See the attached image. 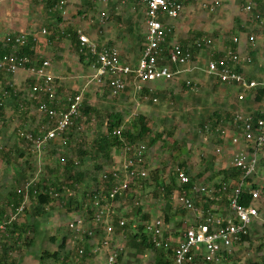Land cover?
<instances>
[{
	"label": "rangeland",
	"instance_id": "obj_1",
	"mask_svg": "<svg viewBox=\"0 0 264 264\" xmlns=\"http://www.w3.org/2000/svg\"><path fill=\"white\" fill-rule=\"evenodd\" d=\"M22 1L10 0L5 5L0 4V41L7 34H10L13 27L20 29L23 20L27 21L29 18L32 19L31 21H35L33 19L35 11L40 14V17L42 16L43 9L40 5L31 6L24 3L25 7L21 8L23 11L20 13L9 10L16 8L17 4ZM189 3L187 6L191 5ZM131 4H133V11L129 13L127 10L131 8ZM131 4L117 1V6L114 9V7L110 8L109 6L107 8L101 7L99 2H95L93 6L90 0H85L84 4L72 2L69 8L67 6L65 8V12L68 9L67 14H58L60 20L55 19L54 23L50 24L46 17H41L39 18L40 21L35 22L34 31L26 30L22 33L26 36L44 37L41 32L45 29L47 31L45 42L39 45L38 50L41 52L49 51V53L38 52V55L33 58L40 60V62L46 60L52 64V69L56 66L64 72L62 79L57 78L53 81L54 93L48 98L49 104L51 103L49 107L56 111H64L67 100L81 94L82 107L92 111L87 118L81 115L79 120L74 122L63 135L50 142L43 151L33 153L32 144L21 138L20 132L35 138L51 130L54 120H45L48 117L40 111V105L44 98L43 94L40 93V98L37 95L31 97L33 84L29 82L31 78H28L27 72L20 71L12 76L3 75L1 82L9 84L18 96L17 102L9 97L4 98V84H0V102L3 103V117L0 120V147L4 152L11 149L13 151L17 148L23 153V157L19 158V154H12L9 159L10 164H6V161L0 157V208L5 206L7 194L18 189L17 183H22L23 180L34 183L47 180L48 183H53L57 179L59 180L62 175L64 159H72L77 162L78 170H84L87 178L86 186L83 185L74 192L78 206L76 210L74 206L72 212L67 211L63 205L71 194L67 190H64V193L46 209V213L39 217L34 215L35 203L32 200L27 202L26 213L18 216L15 223L24 226L23 228H28L29 232L27 231V236H24L28 237L27 240L31 242V246L25 244V237H22L17 244H14V237H9L7 240H5L6 236L1 238L0 244L6 243L11 248L8 255L9 261H14L16 264H54L53 260H45L40 263L39 256L44 250L50 253L55 252L63 238L67 241L64 253L70 254L71 243L74 239L73 234L69 232L68 224L84 214L83 205L80 206L84 190L96 191L101 189L102 174L110 171L115 163L120 160L123 162V149L115 153V159L118 158L117 161L113 158L108 163L98 159L94 149L96 140L106 134V125L110 114L118 113L123 117L122 131L128 130L138 116L145 118L151 131L149 136L140 141L145 145L146 152L136 162L147 172V178L130 186L128 196L119 201L118 213L124 210L123 214H130L127 217L128 220L126 219L127 224L140 226L143 223V214H149L150 221L159 217L164 218L166 213L164 207L167 205L170 208H168L169 211L167 210L170 218L165 225H169L171 232L177 235L183 224L189 222L193 216L188 212L182 215L181 210L176 207L175 194L172 192L167 195L165 192L157 190L156 180L159 178V180L167 183L169 175L179 169V164H184L183 170H187L190 176H195L197 184L210 185L219 181V177L211 178V175H216L223 167L220 163L219 166L217 165L218 157L215 153L218 145L217 133L211 128V124L214 125L217 119L214 114L231 118L235 113L264 112V96L258 103L254 102L252 100L254 97L248 94L249 99L240 102L237 99L239 91L237 87L217 86L216 88L211 79L205 78L203 74L197 71L192 74L177 75L171 82L166 83L161 80L142 85L140 91L135 89L138 85L130 82L129 85H125V90L119 96L113 97L104 80L97 83L93 79L94 70L91 65H95V61L87 56L91 65L90 63L81 64L79 53L75 47L77 35H74L75 42L69 35L72 34V30L80 25L89 29L90 38L99 42V45H113L116 46L115 48H140L146 30L145 8L141 5L139 7L136 2L131 1ZM193 5L191 8L194 13L190 14L195 16L192 18L194 22L190 23L189 20L182 17L178 23L181 27H178L175 36L172 32L170 41L174 38L177 43L182 42V40L184 42L191 40L192 43L197 37L195 25L204 24L205 21L203 22L202 18L209 19L211 17L205 16L200 5ZM241 6V2L234 4V8L238 12L237 17L234 18L233 15H229L223 19L218 25L216 34L200 33V36L209 38L213 45L212 48L203 51L195 50L194 56L199 60L200 66H205L209 59H214L212 57L216 53L215 50L229 47L235 33H240L239 28H243L241 33H248L246 34L247 39L250 35L254 38L251 46L249 45L250 40L249 42L246 40L247 48H254L257 52L256 58L247 54L248 58L250 56L251 62L246 63V65L255 69H258V66L261 67V71L257 72L254 78L247 77L256 82L264 83V18L257 19L253 12L243 14L240 11ZM170 22L172 23V21ZM59 24L63 28L59 27ZM103 42L105 43L100 44ZM51 54L55 56L51 57ZM63 54L67 64H62V68H60L58 66L60 64L59 59L62 58ZM125 54L135 55L134 59L138 56L135 52L127 53L126 51ZM40 55L45 56V58H39ZM64 66L70 70L66 74ZM174 71L177 69L174 68ZM187 83L195 84L196 90L191 91L187 88ZM217 128L219 129L220 126ZM156 135H159L160 139L153 146H149V139ZM79 151L86 152L82 162L79 160ZM262 154L264 155V150ZM97 165L103 166V168L97 171L95 169ZM198 174L200 177H196ZM261 174L264 176L263 171ZM22 178L23 180H21ZM253 182L260 181L254 178ZM138 207L141 208V211L139 214H135L134 212ZM130 218L134 220H130ZM35 224H37L38 229L34 232L31 228ZM10 230L11 228H8L7 233ZM252 234L255 235H252L248 242L234 246L232 249L234 259L230 260L229 264H250L252 262L259 264L264 262L263 230L258 227L252 230ZM124 237L126 240V235ZM60 255L63 256L64 254ZM127 256L131 264H153L155 252L139 253L127 248ZM71 262L76 264L74 261ZM85 263L87 264L88 261Z\"/></svg>",
	"mask_w": 264,
	"mask_h": 264
},
{
	"label": "built area",
	"instance_id": "obj_2",
	"mask_svg": "<svg viewBox=\"0 0 264 264\" xmlns=\"http://www.w3.org/2000/svg\"><path fill=\"white\" fill-rule=\"evenodd\" d=\"M70 0H57V6L53 11L65 14V8ZM107 3L109 0H100ZM122 3L136 2L145 8V33L142 50L136 66L125 65L121 62L119 51L107 45H99L91 41L82 32H77L79 52L89 56L95 61L97 83L103 80L107 83L113 97L119 96L125 85L133 83L138 85L140 91L142 85L156 81L171 82L180 74L201 73L207 78L214 79L217 83L238 88V101H244L247 95H253L257 88L264 87L263 83L251 80L244 73L237 70V65L249 63L250 59H240L236 51L229 50L224 56L225 60L216 61L209 59L205 66L198 64V59L191 50L198 51L212 48L209 38L201 37L187 47L179 44H167L166 38L170 29L166 27V21L176 20L183 8L184 0H118ZM259 3L264 0H249L243 8L246 13H251ZM219 4L203 5V9L210 12ZM258 19V16H257ZM42 35H47L45 29ZM28 36L19 34L8 36L7 44L15 47L23 46ZM35 41V39H33ZM238 40L235 38L233 42ZM254 38L251 37V42ZM164 48H169L166 59L167 65H160L164 56ZM215 55V54H214ZM213 55V57H214ZM212 57V58H213ZM50 63L46 60L34 65L32 59L26 56H4L0 59V70L7 75H16L20 71L28 73V78L34 80L31 86V97H50L54 93V78L49 75ZM172 68L177 69L174 71ZM187 88L196 90V86L187 83ZM155 102V100H154ZM82 104L81 94L67 100L65 111H56L43 102L40 111L54 120L51 130L33 137L20 132V137L32 144L33 153L43 151L45 147L58 136L63 135L68 128L80 117L79 108ZM217 147L215 153L218 163L223 165L222 170L240 171V181L229 180V184L221 181L210 185L192 182V176L185 170L176 169L175 179L180 186H191L190 190L182 192L174 191L176 207L191 214L193 218L183 224L177 235L171 232L169 225L162 220L155 219L147 223L145 233L150 237L157 248H172V264H221L223 254L230 255L234 246L241 244L244 237L252 234V230L260 228L264 233V119L255 118L251 113H235L231 122L225 129L216 130ZM112 136L122 140V130L118 129ZM123 162H117L110 171L102 174L103 181H110V186L101 191H95L90 198L89 207L93 214L90 220L77 217L68 224L73 234L72 244L81 242L83 246L76 249L81 258L85 254L84 246L88 247L89 260H95L96 264H129L130 259L125 250V237L123 231L114 236L115 211L119 201L128 196L131 185L137 184L147 178V172L143 170L139 161L146 152L144 144L123 143ZM117 164V166H116ZM260 182H253V179ZM33 181H26L17 193L23 196L22 204L9 214L11 223L23 213L24 207L29 201L30 190L34 186ZM249 198L248 205L241 200ZM120 230L125 226V220L117 217ZM6 224H0V239L6 233ZM75 250V247L71 248Z\"/></svg>",
	"mask_w": 264,
	"mask_h": 264
},
{
	"label": "trees",
	"instance_id": "obj_3",
	"mask_svg": "<svg viewBox=\"0 0 264 264\" xmlns=\"http://www.w3.org/2000/svg\"><path fill=\"white\" fill-rule=\"evenodd\" d=\"M41 2L44 3V6L46 9H50L53 10L56 6H57V0H41ZM256 12L260 14V19L264 18V3H259L256 7ZM59 12L58 11H52V15L56 16L58 15ZM60 20V18H58ZM170 34L169 33L167 35L166 38V42L169 45L170 43ZM19 35V34H17ZM14 34H9L7 36L4 37V39L2 41H0V59H2L4 56H26L29 57L30 59H33L32 62L34 65H38L40 63V60H34V56L35 54V46H36V42L33 40V38L31 36H28L27 42L23 45V46H19V47H15L13 44H7L6 43V38L8 36H17ZM201 38V37H198ZM197 39V38H196ZM72 41L75 42L76 38L75 36H72ZM194 42V41H193ZM192 42V43H193ZM190 43V44H192ZM187 44L185 46L182 47H187ZM77 47V44H76ZM169 48H164V56L163 58L160 60V65H167V59H166V55L168 52ZM195 49L193 48L191 50L192 53H194ZM216 54V53H215ZM214 60L216 61H223L222 59L225 58L224 54L218 53L216 55H214ZM84 60V55L82 53H80V61ZM174 70V68H172ZM3 75H6L4 72H2L0 70V84H4V94L3 97H9L11 100H14L15 102H17V94L15 93V91L11 88V86H9V84H5V82H1ZM32 80V81H31ZM29 82L34 84V80L31 79ZM147 92V91H145ZM254 94L252 95V97H254L252 100H254V102H260L262 97L264 96V87H260L257 88L254 92ZM251 97V98H252ZM47 96H45L42 100L43 102L49 104ZM248 98V97H247ZM246 98V99H247ZM249 99V98H248ZM247 99V100H248ZM243 102V101H241ZM51 104V103H50ZM55 107V105H52ZM66 110V109H65ZM64 110V111H65ZM92 110H90L89 108L86 107H82V104L79 108V115H83L86 118L89 117L90 113ZM2 112H3V103L0 102V120H2ZM255 118L257 117H262L264 119V113H259V112H253L251 113ZM217 119L215 124H211V128L214 130H217L219 128V130L225 129L228 126V123L231 122V118H228L226 116L220 117L219 115L214 114ZM45 120H50L49 118H45ZM77 120H79V118H77ZM76 120V121H77ZM51 121V120H50ZM75 121V122H76ZM122 123H123V117L118 114V113H114V114H110L108 116V120H107V125H106V134L100 138H98V140H96L95 145H94V149L96 150L97 153V158L106 161V163L111 162L113 158L116 157L115 153H118L120 149H122L123 147V143H134V144H142V142L140 143V141H142L145 137L150 135V128L149 126L146 124V120L144 117L142 116H138L137 118H135V120L132 122V124L130 125V128L126 131H122V140H119L118 138L112 136V133L115 130L121 129L122 127ZM122 130V129H121ZM217 137V135H216ZM160 139L159 135L154 136L152 139H149V146H153L157 140ZM24 140V139H22ZM19 154V158L23 157V153L20 152V150H18L17 148H15L13 151L12 149L9 151L4 152L3 149L0 147V157L2 158V160L6 161V164H10V157L12 154ZM79 155V160L80 162H82V159L85 157L86 152H81L79 151L78 153ZM79 162V163H80ZM78 163L75 162L72 159H64V164L62 167V175L61 178L53 183H48L47 181H39L36 182L33 186V188L30 190L29 193V201L32 200L35 203V206L33 208L34 210V215L36 217L42 216L43 214L46 213V209L57 199L60 197V195L62 193H64V190L70 191L71 194H69L67 201L63 204L64 208L69 211L72 212L74 210V206H75V210L77 209L76 207L78 206L76 203V199L74 198V192L77 189H80L83 185L86 186V173L84 170H78L77 168ZM179 169L183 170L184 164H179ZM103 168V166L97 165L95 166V169L97 171H100ZM187 172V170H185ZM157 172V171H156ZM53 174H55V172H52ZM106 173V172H105ZM157 174V173H154ZM187 174L189 175V172H187ZM240 171L238 170H224V171H218L216 173V175H211V178L214 177H221V181L225 184H229V180H234L236 182L240 181ZM161 175V174H160ZM26 176V175H24ZM196 177H200L199 174ZM24 178V177H23ZM23 178L21 180H23ZM156 180V179H155ZM102 181V185H101V189H99V191H101L103 188H107L110 186V179L108 181ZM192 182L196 183L195 181V176H192ZM25 183V180H23L22 183H17L18 184V188H20L23 184ZM157 190H161L162 192H165V194H171L174 191H178V192H182L183 190H190L191 186H180L178 184V182L175 179V173H171L169 175V179L168 182L166 183L165 181H161L156 180V184H155ZM98 190H96L97 192ZM95 191H88V190H84L83 192V196H82V201L80 206L83 205V209H84V214L81 216L82 218H85L86 220H90L91 216L93 214L92 209L89 207V202H90V198L94 195ZM247 193L244 192V198L241 200L242 204L248 205L250 203L249 198L246 197ZM125 198V197H124ZM123 199V198H122ZM122 199H117V201H120ZM23 201V196L21 194L17 193V189L13 190L11 192H9L7 194V201L6 204L3 208H0V224H6V233L8 231V228H11L9 233H5L2 235L1 238L5 237V240H7L9 237H14L15 242L14 244H17L20 239L22 237H25L24 235L27 236V231L29 232L28 228H23L24 226H19L17 225L15 221L8 223L9 222V214L11 212H13L16 208H18ZM28 201V202H29ZM119 203V202H118ZM119 207V205H118ZM168 206L165 205L164 210H166V213L164 215V218H156L159 220H162L165 224H167L170 215H169V210H168ZM28 207H24L23 213H26L25 211H27ZM170 209V208H169ZM168 210V211H167ZM181 210V209H179ZM115 211V215H116V221L114 222V236L120 234V232L123 231V234L126 235V245H125V250L124 252L127 254V248L136 250L139 253H143L145 251H153L155 252V257H154V263L153 264H172V257H173V252H172V248L166 249L165 247H159L157 248L156 245L153 243L152 239L150 237L147 236V234L145 233V227L147 223H150V216L149 214H143L142 215V219H143V223L140 226H136L135 224H133L132 226H130V224H127V217L130 216V214H123L124 210L121 211V213H118V209L114 210ZM141 211V208L138 207L136 208V211L134 212L135 214H139ZM133 212V211H132ZM131 212V213H132ZM186 211L181 210V214L184 215ZM133 214V215H135ZM117 217L124 219L125 220V226L123 227L122 230H120V228L118 227V222H117ZM127 219V220H126ZM130 220H134L131 219ZM37 224H35L34 226H32L31 230H33L34 232L37 230ZM130 229V231H129ZM137 229V230H135ZM69 232H71L69 230ZM252 235L255 234H251L248 237H244L240 243H245L248 242L250 240V237ZM13 239V238H12ZM28 237H25V244L27 246H31V242H28ZM74 239V238H73ZM1 240V239H0ZM24 242V241H23ZM66 239L63 238L62 241L60 242L58 249L53 252H47L46 250L42 251L40 254V263H43L45 260H53L54 264H69L74 261L76 264H82L85 263L86 261L89 260L87 253H88V247L84 246L85 249V254L84 256H82L81 258L78 256V254L74 251H76V249H80L81 246H83V244L81 242H77V244H72L71 243V247H75V250L72 251L70 250V254H65L64 251L66 249ZM0 250H1V254H0V264H16L14 261H9V250H11L10 246H7L6 243L0 244ZM60 254H64L63 256H61ZM68 257V258H67ZM234 257L232 256V253L230 255L228 254H223L222 256V260L221 263L223 262L224 264H229V262H231L230 260H233ZM81 260V262H80ZM129 264H131L129 262ZM250 264H258L255 262H252ZM259 264H264L263 263H259Z\"/></svg>",
	"mask_w": 264,
	"mask_h": 264
},
{
	"label": "crops",
	"instance_id": "obj_4",
	"mask_svg": "<svg viewBox=\"0 0 264 264\" xmlns=\"http://www.w3.org/2000/svg\"><path fill=\"white\" fill-rule=\"evenodd\" d=\"M90 1L92 2L93 6L95 5V2H99L102 5L101 7L107 8L109 6L110 8H113L114 7V9H115V7L117 6V1L118 0L117 1L116 0H109L107 3H103L100 0H90ZM248 1L249 0H184V4L185 3H187V4H185L186 6L183 4V8H182V10L180 12L179 17L176 20H173L172 23L170 21H166L165 22V25H166V27H168L170 29V33H171L170 36L172 35V32L174 34L173 36H175L176 30L178 29V27H181L180 25H178V23L182 20V17H183V19L185 18V19L189 20L190 23H193L194 20L192 18H194L195 16L194 15H191L192 13H194V10L192 9L193 8L192 6H194L193 4L198 5V6L200 5L201 9L205 12V13L203 12L205 14V16H208V17L211 16L212 18L211 17L209 19L208 18H202L203 22L205 21L204 24H200V25L197 24V25H195L196 28H194V29L197 30V32L195 33L196 36H197L196 38H198V37H206V36H200V33H205L206 32V33H210L211 35L212 34H216L217 29H218V25L221 23V21L223 19H225L229 15H233L234 18L237 17L238 12L234 8V4L236 2H241L242 3V6H241V10L240 11L243 12V14H248V13H246L243 10V8L247 5V2ZM8 2H10V0H0V4L3 3V5H5V3H8ZM72 2L75 3V4H84L85 0H70V2L67 5V8L70 7V5L72 4ZM214 2H217L219 5L217 7H215L212 12H210L208 9H203V7H202L203 5H205V4H207V5H213ZM24 3H25V5H31V6L32 5H40V7L43 9V13L41 14L42 15L41 17H44V18L46 17V19L48 21H50V24L51 23H54V20L55 19L59 20L58 18H60L58 15H56V16L52 15V11L53 10L46 9L45 6H44V3L41 2V0H23L21 3H18L17 4V7L16 8L9 9V10H13V12L16 11V13H20V12L23 11V10L21 11V8H24L25 7L24 6ZM129 3L131 4V1H129ZM188 3L191 4V5L190 6H187ZM132 7H133V4H131V8H129L127 10V11H129V13H130V11H133V8ZM67 11H68V9H67ZM67 11L65 12V14L68 13ZM252 12L256 15V18L258 16V19H260V14L256 12V9H253ZM232 13H234V14H232ZM34 14H35V17H33V19L35 21H31L32 19H29V18H28L27 21L23 20V24L20 25L21 28L18 29L16 27H13V29L10 32V34L17 35V34H22L26 30H29V31L33 30V28H35V22L40 21L39 18H41L40 17V14L39 13H36V11L34 12ZM129 17L132 18V16H129ZM208 21H209V23H206ZM241 25L243 27V24H241ZM58 26L63 28V26L61 24H59ZM46 29H48V28H46ZM242 29L243 28H239V32L240 33H235L234 37L230 41V46L229 47L226 46L224 48L217 49L219 51L215 50L216 51V54H218V53L225 54L227 51L233 50V51H236L239 54L240 59L247 58V59H250V62H251L250 56L256 58V54H257V52H255L256 50H254V48L253 49L247 48V45H246L247 44V41L246 40H248V42L250 40V44L248 43L250 46H251V43L253 44L254 41L251 42V37H253V36L250 35L249 36V39H247L246 38V34H248V33H245V32L244 33H241L242 32L241 31ZM88 30H89L88 28L81 27L80 25H78L74 30H72V34L69 35V36L70 37H72L74 35L76 36V33L79 31V32H82V34L86 35L91 41L96 42V41H94V40H92L90 38V36L88 34ZM177 33H179V31H177ZM7 35H9V34H7ZM41 35H42V33H41ZM31 37L33 39H35V42L37 44L39 43L38 45L36 44V46H35V54L36 55H38V52L39 53L46 52L47 54L49 53V51H45L44 50V51L41 52V50H38L39 45H41L43 42H45V36L42 37V36L32 35ZM235 38L238 40L236 43L233 42V39H235ZM143 41H144V39H143ZM96 43L99 44V42H96ZM104 43L105 42L100 43V44H104ZM170 43L171 44H179V45L185 46L187 44H190L191 43V40H188V41L186 40V42H184V40H182V42L180 41L179 43H177V41H175V39L172 38V40L170 41ZM76 44H77V47H76ZM142 45H143V42L141 43L140 48H116L119 51V53H120L121 62L123 64H125V65L136 66V64L138 62V59H139V56H140V53H141V50H142ZM75 47H76V50L79 53V61H80V52H79V48H78V43L77 42L75 43ZM110 47H114L115 48L116 46H113L112 45ZM126 51H127V53H129V52H133L134 53L135 52L138 55L137 58L134 59L135 55H133V56L132 55H126L125 54ZM251 52H252V54H250ZM247 54L250 55L249 58L247 57L248 56ZM50 56L52 57V56H55V55L54 54H51ZM38 57L39 58H41V57L42 58H45V56H41V55L38 56ZM56 57H59V56H56ZM88 60H89V58L86 55H84V60L83 61H80V62L83 65V64H86V63H90V62H88ZM59 62H60V64H58V66L60 68H62L61 67L62 64H64V65L67 64V60L65 59L64 54L62 55V58L59 59ZM90 65H91V63H90ZM91 67L94 70V75H93V79H94V76L96 74V68L94 67V64H92ZM236 67H237V70L238 71L244 73L246 76H249L250 78H254L256 76V73L259 72V71H261V67L260 66H258V69H255V68L248 67L246 65V63L245 64L241 63L240 65H237ZM53 68L54 69H52V64L50 63V68L48 70L49 75L52 76L54 79H57V78L62 79L61 77H62V75H63L64 72L61 71L60 69L56 68V66L53 67ZM64 69H66L65 70V74L70 71L69 68L66 67V66H64ZM70 74H71V72H70ZM205 78H207V77L205 76ZM209 79H211L214 82V87L216 86V88H217V86L218 87H229V88L232 87V86H227V85L219 84V83H217L212 78H209ZM251 80H253V79H251ZM66 84H67V82H66ZM117 160H118V158H117ZM95 262H96L95 260H93V261L88 260V263L87 264H96ZM82 264H86V263H82Z\"/></svg>",
	"mask_w": 264,
	"mask_h": 264
}]
</instances>
